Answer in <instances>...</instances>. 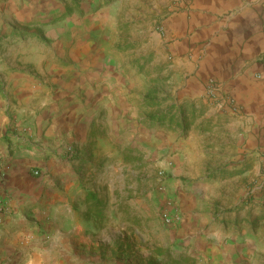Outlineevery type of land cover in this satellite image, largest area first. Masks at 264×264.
<instances>
[{"label": "crops", "instance_id": "crops-1", "mask_svg": "<svg viewBox=\"0 0 264 264\" xmlns=\"http://www.w3.org/2000/svg\"><path fill=\"white\" fill-rule=\"evenodd\" d=\"M155 1L139 9L138 28L147 32L140 46L134 38L120 40V28L133 25V21L120 23L107 1L78 2L72 17L82 23L72 27L74 47L78 48L73 66L64 64L63 55L57 59L59 64L48 62L51 81L62 88L54 90L51 85L37 91L32 86L35 61L26 46L20 57H24L25 66L19 73L5 76L8 91H0V264H65L70 252L80 255L81 234L97 220L93 215L85 219L90 210L87 199L97 193L86 180L79 181L84 174L81 162L90 156L88 145L99 148L121 142L119 134L127 135L129 119L138 113L132 104L139 102L143 108L148 94L160 97L159 91H130L134 84H122V78L113 73L115 66L108 67L107 62L115 61L120 67L136 61L142 66L143 78L148 69L156 73L153 77L158 81L193 70L194 76L176 91L175 112L200 98L210 78L218 87L221 103L225 97L237 106L234 93L226 87L222 90L217 80L230 78L232 71L234 92L242 104L240 113L257 117L264 109V0H177L173 6L162 0L163 9ZM57 8L52 16L66 13L63 4ZM46 13L45 9L39 14L27 13L29 27H34L31 21L36 16L45 17ZM152 25H162L163 33L154 32ZM36 27L29 35H15L13 40L21 38L36 47L50 41L64 47L62 26L56 35L46 27ZM120 44L127 46L124 54L116 51L106 62V55ZM167 53L172 63L166 62ZM147 55L151 61L144 65ZM76 63L93 67L85 72ZM38 72L43 73L42 69ZM200 217L189 218L195 224ZM84 238L94 242L89 235ZM199 250L190 249L189 253L198 256Z\"/></svg>", "mask_w": 264, "mask_h": 264}, {"label": "rangeland", "instance_id": "rangeland-1", "mask_svg": "<svg viewBox=\"0 0 264 264\" xmlns=\"http://www.w3.org/2000/svg\"><path fill=\"white\" fill-rule=\"evenodd\" d=\"M105 1L120 23L133 21V25L120 28V40L134 38L135 45L140 46L147 32L143 34L138 28L139 9L153 0ZM161 1L155 2H160L162 9L169 1V6L178 2ZM78 2L83 4L85 0H0V91H8L5 76L19 73L25 66L24 57L20 59L25 46L31 48L36 62L31 66L32 86L37 91L51 85L54 90L62 88L51 81L48 62L59 64L57 59L63 55L64 64L73 66L78 48L74 47L72 27L82 23L72 17ZM60 4L66 13L52 16ZM44 9L48 11L46 16H36L31 21L35 28L29 27L25 15ZM87 9L84 7L85 13ZM37 25L53 35L62 26L64 47L50 41L36 47L21 38L20 42L13 40L15 35H29ZM152 28L163 33L162 25ZM121 44L106 55V62L116 51L124 54L127 46ZM18 50L21 53L16 54ZM165 58L172 63L169 53ZM144 60L146 65L151 55ZM113 62H107L108 67L115 66L113 73L122 78V84H134L130 91H159L160 97L148 94L143 108L137 101L132 104L138 109L133 118L137 123L129 119L127 135L118 136L121 142L101 144L99 148L88 145L90 156L81 162L84 174L79 181L86 180L106 210L102 220L97 219L84 230L94 242L86 240L82 232L80 255L70 252L65 264H264V109L257 117L240 113L242 104L234 92L232 71L230 78L217 80L222 90L226 87L234 93L237 106L222 105L220 95L211 92L218 87L210 78L200 98L175 112L174 104L179 100L176 91L194 76L193 70L158 81L153 77L156 73L148 69L143 78L142 66L136 61L120 67ZM75 66L85 72L93 67ZM177 121L181 124L176 125ZM182 147L184 152L180 151ZM167 203L176 206L180 223L164 224L161 212ZM198 214L199 221L192 224L189 217L195 220ZM190 249H200L199 255L189 253Z\"/></svg>", "mask_w": 264, "mask_h": 264}, {"label": "built area", "instance_id": "built-area-1", "mask_svg": "<svg viewBox=\"0 0 264 264\" xmlns=\"http://www.w3.org/2000/svg\"><path fill=\"white\" fill-rule=\"evenodd\" d=\"M186 3L191 2L192 0H184ZM214 95H218V88H213L211 89ZM225 96V95H224ZM232 101H228L227 99H225V97L222 100V105H226V104H231L232 105ZM1 168V165H0ZM35 175H39V172H35ZM161 217L162 220L164 222V224L168 225V226H173L175 224H178L182 221L181 216L179 214V212L176 209V206L173 205L172 203H167L162 212H161Z\"/></svg>", "mask_w": 264, "mask_h": 264}, {"label": "trees", "instance_id": "trees-1", "mask_svg": "<svg viewBox=\"0 0 264 264\" xmlns=\"http://www.w3.org/2000/svg\"><path fill=\"white\" fill-rule=\"evenodd\" d=\"M87 200V203L90 205V210L86 213L85 219L88 220L93 215L97 219L102 220L106 210L104 203L94 194H91Z\"/></svg>", "mask_w": 264, "mask_h": 264}]
</instances>
